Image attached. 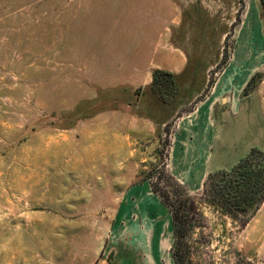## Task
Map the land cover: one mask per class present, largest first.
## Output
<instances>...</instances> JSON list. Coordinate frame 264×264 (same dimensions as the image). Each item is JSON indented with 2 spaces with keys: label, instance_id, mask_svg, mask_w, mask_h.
<instances>
[{
  "label": "rangeland",
  "instance_id": "374dc122",
  "mask_svg": "<svg viewBox=\"0 0 264 264\" xmlns=\"http://www.w3.org/2000/svg\"><path fill=\"white\" fill-rule=\"evenodd\" d=\"M225 73L230 166L264 152V0H0V264H135L120 233L172 218L152 185ZM203 209L193 264L264 262V205L245 228Z\"/></svg>",
  "mask_w": 264,
  "mask_h": 264
},
{
  "label": "trees",
  "instance_id": "16d2710c",
  "mask_svg": "<svg viewBox=\"0 0 264 264\" xmlns=\"http://www.w3.org/2000/svg\"><path fill=\"white\" fill-rule=\"evenodd\" d=\"M160 73L162 71H156L155 77ZM159 178L168 186L162 188L153 184L152 190L172 216L176 264H193L191 243L195 231L202 227L205 216L203 204L232 218L241 228H245L264 205V152L258 148L252 149L232 168L210 173L199 195H191L167 169L160 172ZM234 264L264 262L258 263L238 255Z\"/></svg>",
  "mask_w": 264,
  "mask_h": 264
},
{
  "label": "crops",
  "instance_id": "0c3cea01",
  "mask_svg": "<svg viewBox=\"0 0 264 264\" xmlns=\"http://www.w3.org/2000/svg\"><path fill=\"white\" fill-rule=\"evenodd\" d=\"M229 79L225 73L193 111L176 121L169 168L174 178L191 195L203 192L204 183L210 173L230 169L237 163L224 166L216 162L214 152L217 135L212 126L213 116L220 101H225L226 92L222 86L224 83L228 85ZM230 100L232 104L238 103L241 101V95L238 94L237 98L232 96ZM153 221L141 219L139 222L143 224L138 230L127 227L120 234L131 238L135 248L138 247L141 256L134 260L135 264H174L173 260L169 261V251L174 242L173 220L169 216L164 224H156ZM120 262L123 264L121 260Z\"/></svg>",
  "mask_w": 264,
  "mask_h": 264
}]
</instances>
